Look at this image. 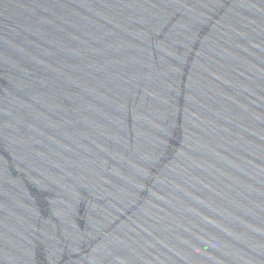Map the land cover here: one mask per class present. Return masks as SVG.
Instances as JSON below:
<instances>
[{"label": "water", "instance_id": "water-1", "mask_svg": "<svg viewBox=\"0 0 264 264\" xmlns=\"http://www.w3.org/2000/svg\"><path fill=\"white\" fill-rule=\"evenodd\" d=\"M0 264H264V0H0Z\"/></svg>", "mask_w": 264, "mask_h": 264}]
</instances>
